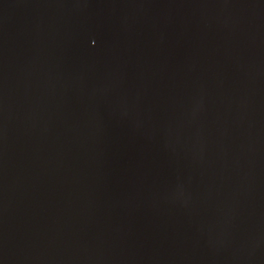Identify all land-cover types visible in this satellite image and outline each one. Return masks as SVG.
Instances as JSON below:
<instances>
[{
  "label": "water",
  "instance_id": "1",
  "mask_svg": "<svg viewBox=\"0 0 264 264\" xmlns=\"http://www.w3.org/2000/svg\"><path fill=\"white\" fill-rule=\"evenodd\" d=\"M0 264H264V0H0Z\"/></svg>",
  "mask_w": 264,
  "mask_h": 264
}]
</instances>
